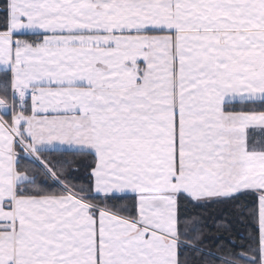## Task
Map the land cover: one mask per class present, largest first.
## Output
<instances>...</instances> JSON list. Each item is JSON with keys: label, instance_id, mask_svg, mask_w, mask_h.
Masks as SVG:
<instances>
[{"label": "snow or ice", "instance_id": "obj_1", "mask_svg": "<svg viewBox=\"0 0 264 264\" xmlns=\"http://www.w3.org/2000/svg\"><path fill=\"white\" fill-rule=\"evenodd\" d=\"M0 264H264V0H0Z\"/></svg>", "mask_w": 264, "mask_h": 264}, {"label": "trees", "instance_id": "obj_2", "mask_svg": "<svg viewBox=\"0 0 264 264\" xmlns=\"http://www.w3.org/2000/svg\"><path fill=\"white\" fill-rule=\"evenodd\" d=\"M207 224H208V231L211 233V234H215V223H214V220L213 219H209L207 221Z\"/></svg>", "mask_w": 264, "mask_h": 264}]
</instances>
